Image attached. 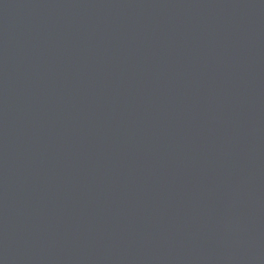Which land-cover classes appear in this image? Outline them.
<instances>
[{
	"label": "water",
	"instance_id": "95a60500",
	"mask_svg": "<svg viewBox=\"0 0 264 264\" xmlns=\"http://www.w3.org/2000/svg\"><path fill=\"white\" fill-rule=\"evenodd\" d=\"M0 264H264V0H0Z\"/></svg>",
	"mask_w": 264,
	"mask_h": 264
}]
</instances>
